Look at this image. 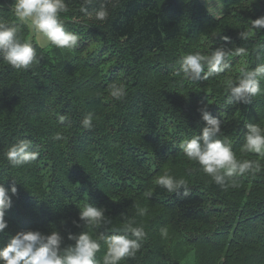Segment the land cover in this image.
<instances>
[{"label":"trees","instance_id":"16d2710c","mask_svg":"<svg viewBox=\"0 0 264 264\" xmlns=\"http://www.w3.org/2000/svg\"><path fill=\"white\" fill-rule=\"evenodd\" d=\"M65 2L68 11L60 19L81 37L75 50L41 48L20 25L37 61L16 70L0 59V184L17 183L0 248L25 230H58L64 245L72 243L69 233L89 231L78 220L88 202L111 220L97 232L123 235L112 230L130 221L143 227L139 250L120 264H264V160L259 173L221 188L179 148L185 138L202 134L200 109L206 107L221 120V138L237 159H258L241 147L247 124L264 127V92L247 105L226 104L225 81L236 80L242 67L264 63V31L247 40L239 35L264 16V0H219L218 18L200 0H113L104 22L88 20L82 0ZM11 3L0 0V21L19 24ZM101 3L93 0L89 11ZM221 46L249 54L231 55V68L206 80L177 75L185 55ZM113 83L124 86L122 100L109 95ZM89 113L92 127L85 129ZM57 134L63 138L56 140ZM21 139L40 155L14 168L4 153ZM166 172L185 179L190 194L156 185ZM105 252L102 243L96 254L101 264Z\"/></svg>","mask_w":264,"mask_h":264},{"label":"clouds","instance_id":"9594fccd","mask_svg":"<svg viewBox=\"0 0 264 264\" xmlns=\"http://www.w3.org/2000/svg\"><path fill=\"white\" fill-rule=\"evenodd\" d=\"M93 0H82L80 12L90 21L104 22L109 16L107 5L113 0H104L99 8L89 11ZM207 11L214 17L223 15L218 0H204ZM213 4L216 6L213 7ZM9 11L19 24H10L0 21V59L16 70H27L37 61V51L33 43L21 37L20 25H26L41 48L53 46L57 49L72 51L78 47L81 40L77 33L67 31L60 19L61 13L68 11L65 0H12ZM253 31H264V16L247 23L246 29L240 32V37L247 40ZM227 42L228 37H222ZM247 56L248 51L241 47L235 50L221 46L204 55L199 52L187 54L178 63L180 69L177 75L183 74L188 81L208 79L210 76L225 73L231 68L228 58L231 55ZM206 70V71H205ZM240 75L236 80L231 78L225 81L227 93L225 103L250 104L252 99L262 92L261 81H264V63L254 69H239ZM203 73V76L201 75ZM109 95L115 100H122L126 91L122 84H110ZM201 119L204 122L202 134L185 138L179 148L189 162H194L200 170L211 178V181L221 188L236 185V178L246 174L259 173L262 169L261 160H264V127L258 123L246 125V134L242 144V153H254L258 159H237L232 144L222 139L221 120L213 116L207 108L200 109ZM62 121L64 117L60 118ZM93 115L89 113L82 120V127H92ZM63 137L57 134L55 139ZM40 153L33 150V144L28 139H21L9 146L4 153L5 158L14 168L31 165ZM10 188L0 184V234L8 228L5 214L13 206L12 197L17 195L16 181ZM156 185L168 193L188 196L189 189L185 179H176L167 172L155 180ZM151 194L149 193V196ZM143 212H141V215ZM79 222L89 229L79 234L69 233L67 240L72 243L64 245V236L58 230L44 234L38 230H25L12 236L4 247L0 248V264H101L96 259L101 244L106 246L102 257V264H120L125 257H133L141 246L145 237L143 227L134 226L128 222L123 228L113 229V233L106 235L97 232L111 220L105 216V209L96 207L88 202L79 208ZM76 227L80 223L73 221ZM93 233H96L93 235ZM130 234V236L128 235Z\"/></svg>","mask_w":264,"mask_h":264},{"label":"rangeland","instance_id":"374dc122","mask_svg":"<svg viewBox=\"0 0 264 264\" xmlns=\"http://www.w3.org/2000/svg\"><path fill=\"white\" fill-rule=\"evenodd\" d=\"M202 3H203V5L206 7V9H207V6H206V4L204 3V0H200ZM218 4H219V7H220V2H219V0H218ZM216 5L215 4H213V7H215ZM215 18H217V17H215ZM30 35H31V37L33 38V40H34V43L35 44H37L38 46H39V42L34 38V36H33V34L31 33V31H30Z\"/></svg>","mask_w":264,"mask_h":264},{"label":"bare ground","instance_id":"6f19581e","mask_svg":"<svg viewBox=\"0 0 264 264\" xmlns=\"http://www.w3.org/2000/svg\"><path fill=\"white\" fill-rule=\"evenodd\" d=\"M147 39V38H146Z\"/></svg>","mask_w":264,"mask_h":264}]
</instances>
